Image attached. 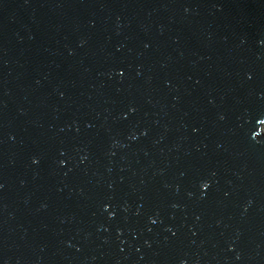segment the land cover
Here are the masks:
<instances>
[{
    "label": "water",
    "instance_id": "obj_1",
    "mask_svg": "<svg viewBox=\"0 0 264 264\" xmlns=\"http://www.w3.org/2000/svg\"><path fill=\"white\" fill-rule=\"evenodd\" d=\"M0 264H264V0H0Z\"/></svg>",
    "mask_w": 264,
    "mask_h": 264
}]
</instances>
